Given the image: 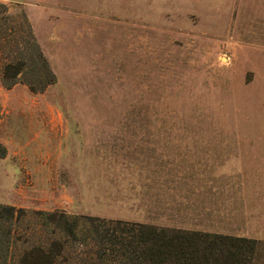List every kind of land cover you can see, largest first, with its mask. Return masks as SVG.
<instances>
[{"label":"rangeland","instance_id":"rangeland-1","mask_svg":"<svg viewBox=\"0 0 264 264\" xmlns=\"http://www.w3.org/2000/svg\"><path fill=\"white\" fill-rule=\"evenodd\" d=\"M0 4V204L28 243L63 212L252 237L264 264V0ZM23 16L40 91L1 82ZM84 237L57 264L92 263Z\"/></svg>","mask_w":264,"mask_h":264},{"label":"trees","instance_id":"trees-1","mask_svg":"<svg viewBox=\"0 0 264 264\" xmlns=\"http://www.w3.org/2000/svg\"><path fill=\"white\" fill-rule=\"evenodd\" d=\"M4 8L0 4V14ZM3 24L0 21V37L16 34L14 25L4 30ZM22 27L19 41L12 37L2 45L7 62L2 68L1 82L10 87L22 80L32 91H40L54 83L56 76L26 16ZM22 212L12 205L0 204V264H57L65 245L76 244L84 233V242L90 243L92 252L90 264H255L261 250L257 239L227 232L82 218L63 212L47 215L53 226L51 234L59 239L51 238L45 244L28 243V232L16 228Z\"/></svg>","mask_w":264,"mask_h":264}]
</instances>
